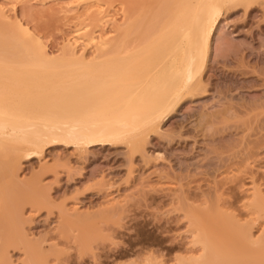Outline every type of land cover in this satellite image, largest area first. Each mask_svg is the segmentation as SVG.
Returning <instances> with one entry per match:
<instances>
[{
	"label": "rangeland",
	"instance_id": "rangeland-1",
	"mask_svg": "<svg viewBox=\"0 0 264 264\" xmlns=\"http://www.w3.org/2000/svg\"><path fill=\"white\" fill-rule=\"evenodd\" d=\"M127 2L133 0H0V6L10 27L22 26L64 64L69 47L92 61L124 23L145 24L160 9L158 0ZM215 31L203 91L166 115L143 151L127 143L86 149L59 143L21 160L18 180L41 181V205L26 203L21 212L37 264L196 260L203 252L185 215L193 206L206 210L205 202L209 208L219 196L220 207L235 202L222 209L260 235L264 222L245 219L244 207L256 191L264 195V2L224 11ZM23 252L10 247L9 263L26 264Z\"/></svg>",
	"mask_w": 264,
	"mask_h": 264
},
{
	"label": "bare ground",
	"instance_id": "bare-ground-1",
	"mask_svg": "<svg viewBox=\"0 0 264 264\" xmlns=\"http://www.w3.org/2000/svg\"><path fill=\"white\" fill-rule=\"evenodd\" d=\"M158 2L159 11L145 24L127 18L117 39L100 43L96 59L79 58L72 46L64 64L50 58L42 42L22 26L10 27L0 6V264H10V247L25 252L26 264H37L21 212L26 203L41 205V181L18 180L21 160L41 156L59 143L81 149L127 143L143 151L149 134L161 130L168 114L203 91L210 39L223 12L264 0ZM256 195L244 207L245 219L264 222V195ZM217 200L208 202L212 209L207 202L202 204L206 210L197 207L200 212L193 206L190 214L186 207L203 253L178 264H264V228L255 237L248 220L242 224L240 215L241 220L229 211L235 202L220 207Z\"/></svg>",
	"mask_w": 264,
	"mask_h": 264
}]
</instances>
